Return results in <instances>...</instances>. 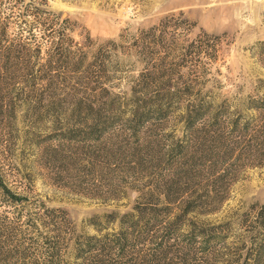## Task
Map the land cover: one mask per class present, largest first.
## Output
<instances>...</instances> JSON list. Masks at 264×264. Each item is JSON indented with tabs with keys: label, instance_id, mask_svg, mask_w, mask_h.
<instances>
[{
	"label": "rangeland",
	"instance_id": "374dc122",
	"mask_svg": "<svg viewBox=\"0 0 264 264\" xmlns=\"http://www.w3.org/2000/svg\"><path fill=\"white\" fill-rule=\"evenodd\" d=\"M259 42L264 0H0V264H46L45 238L67 264L76 236L176 198L163 224L205 196L215 203L169 243L198 220L221 231L216 264L235 260L239 236L251 244L239 219L264 204V165L223 175L215 109L264 79Z\"/></svg>",
	"mask_w": 264,
	"mask_h": 264
},
{
	"label": "trees",
	"instance_id": "16d2710c",
	"mask_svg": "<svg viewBox=\"0 0 264 264\" xmlns=\"http://www.w3.org/2000/svg\"><path fill=\"white\" fill-rule=\"evenodd\" d=\"M54 30V29H53ZM260 47L254 55L264 70V42H259ZM251 95L245 100L230 105L225 101L216 105L215 114L216 143L218 164H229L231 172L225 170L233 177L237 176L246 165H264V79L258 78L251 89ZM215 108V107H214ZM222 119V121H221ZM225 169V168H224ZM190 169L179 172L178 181L190 178ZM180 199V198H178ZM165 210L160 213L156 204L138 206L135 212L126 213L120 220V230L98 235L76 236L72 243V261L67 264H193L199 260L200 264H216L213 254L210 256L211 244L218 240L221 231L217 226L204 225L203 222L190 219L187 233L182 236V243L173 246L169 240L181 226V220L190 212L202 214L201 210L215 203L210 196L194 197V199L180 201L176 208L179 209L173 219L159 220L160 214L166 218L171 216L170 203L176 198L158 199ZM160 200L165 201L162 205ZM221 203V200H220ZM246 211L241 216L239 224L250 225L248 228L250 246L242 241L244 235L239 236L236 247L237 258L230 264H264V204L256 209ZM254 209V210H253ZM57 229L66 230L68 221L65 216H58ZM30 224L37 226V218H30ZM160 227V228H159ZM211 235V236H210ZM200 238V252L196 257L197 248L195 241ZM48 249L46 264H65L57 260V245L49 242L48 238L42 240ZM144 246L145 250L140 248ZM1 248V247H0ZM248 250L243 254V250ZM196 257V258H195ZM231 261V260H230Z\"/></svg>",
	"mask_w": 264,
	"mask_h": 264
}]
</instances>
